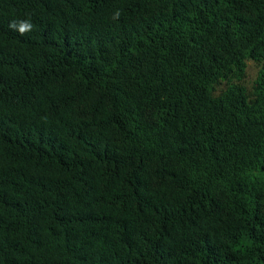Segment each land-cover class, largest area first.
I'll return each mask as SVG.
<instances>
[{
  "label": "trees",
  "instance_id": "obj_1",
  "mask_svg": "<svg viewBox=\"0 0 264 264\" xmlns=\"http://www.w3.org/2000/svg\"><path fill=\"white\" fill-rule=\"evenodd\" d=\"M0 264H264V0H0Z\"/></svg>",
  "mask_w": 264,
  "mask_h": 264
},
{
  "label": "clouds",
  "instance_id": "obj_2",
  "mask_svg": "<svg viewBox=\"0 0 264 264\" xmlns=\"http://www.w3.org/2000/svg\"><path fill=\"white\" fill-rule=\"evenodd\" d=\"M121 15L122 13L118 9L113 14L112 19L118 20ZM8 27L13 31L18 32L19 35L23 36L33 31L35 28V25L30 18H27V19H15L14 18L9 22Z\"/></svg>",
  "mask_w": 264,
  "mask_h": 264
},
{
  "label": "rangeland",
  "instance_id": "obj_3",
  "mask_svg": "<svg viewBox=\"0 0 264 264\" xmlns=\"http://www.w3.org/2000/svg\"><path fill=\"white\" fill-rule=\"evenodd\" d=\"M260 68L259 62H256L252 59L246 60V70H245V76L241 80L242 84L247 88L248 91L252 90L253 82L257 76L258 70ZM224 83H222L219 88H223Z\"/></svg>",
  "mask_w": 264,
  "mask_h": 264
}]
</instances>
